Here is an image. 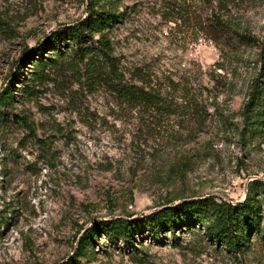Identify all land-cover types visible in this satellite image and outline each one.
<instances>
[{"label":"rangeland","instance_id":"1","mask_svg":"<svg viewBox=\"0 0 264 264\" xmlns=\"http://www.w3.org/2000/svg\"><path fill=\"white\" fill-rule=\"evenodd\" d=\"M89 1L0 0L9 23L0 30V95L12 91L0 107V264H264L258 243L233 255L202 229L153 236L135 223L192 197L242 202L250 182L264 183V124L255 136L242 119L264 48V0L239 1L238 23L259 47L236 54L205 39L209 15L198 0H95L119 15L107 38L127 80L140 69L153 85L186 83L218 107L205 108L201 123L175 114L149 126L122 116L91 77L89 55L69 41L59 56L45 48L55 31L83 20ZM37 60L48 65L36 76ZM116 219L135 229L128 244L105 235ZM90 229L92 244L76 255Z\"/></svg>","mask_w":264,"mask_h":264},{"label":"trees","instance_id":"2","mask_svg":"<svg viewBox=\"0 0 264 264\" xmlns=\"http://www.w3.org/2000/svg\"><path fill=\"white\" fill-rule=\"evenodd\" d=\"M198 1L207 9L206 15H209L202 22L205 25V39L232 48L234 54L239 47L246 44L259 47V38L251 36L246 31V26L238 23L236 11L240 0ZM89 2L83 20L55 31L44 43L45 48L56 51L59 56L60 44L69 41L77 47L75 53L83 52L82 57L89 55L92 63L91 77L100 80L103 87L114 97L122 116L136 114V119L143 126H149L156 123L161 125L175 114H195L198 116L196 123H201L207 114L205 108H218L213 102H209V97H203V91L198 90V96L192 93L186 88V83L170 81L165 87H159L153 85L140 69L127 80L110 54L112 46L107 38L108 31L119 22V15L113 10H97L95 0ZM8 27L9 23L0 16V30L6 32ZM95 35L99 37L94 41L96 46L80 48L81 44L93 42ZM258 57V70L248 83L247 99L242 107L244 124L250 125V132L255 136H259L264 124V48ZM46 61H36L34 75L37 76L45 70L48 65ZM11 97L10 86L0 95V107L6 106ZM183 159L184 157L177 160L178 169H181V165L187 167L188 161ZM258 190L264 195V183L250 182L245 199L237 203L215 197H192L177 204L169 202L161 210L144 216L135 223H140L141 231L150 232L153 236L167 231L173 234L176 230L202 229L203 236L212 244L218 245L229 254L242 255L255 243L264 246V198ZM107 224L105 235L110 239L121 238L127 244L135 232L132 225L121 219ZM96 234V229H90L82 235L77 243L76 255L83 256L86 253Z\"/></svg>","mask_w":264,"mask_h":264}]
</instances>
